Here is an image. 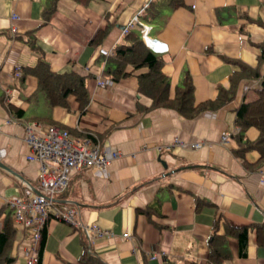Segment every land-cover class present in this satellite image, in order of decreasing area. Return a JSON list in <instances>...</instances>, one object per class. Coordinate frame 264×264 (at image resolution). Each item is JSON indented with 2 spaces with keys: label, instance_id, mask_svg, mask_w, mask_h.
Returning a JSON list of instances; mask_svg holds the SVG:
<instances>
[{
  "label": "crops",
  "instance_id": "0c3cea01",
  "mask_svg": "<svg viewBox=\"0 0 264 264\" xmlns=\"http://www.w3.org/2000/svg\"><path fill=\"white\" fill-rule=\"evenodd\" d=\"M54 1L0 0V161L21 176L0 168V208L24 196L27 186L44 192L40 163L28 159L25 125H54L78 138L96 136L102 147L120 153L105 171L73 172L67 191L56 199L72 205L83 224L111 233L89 244L99 259L94 264H210L209 242L214 230L226 234V224L249 227L248 246L241 258L238 238L227 236L231 258L223 264H264V162L254 149L243 157L236 153L241 147L236 109L257 98L264 76V60L259 66L264 0H184L186 6L175 10L164 0H56L55 6ZM151 1L163 4L161 17L147 25L150 36L167 45L160 55L171 97L187 70L195 104L215 100L242 72L226 58L258 66L260 77L244 76L232 101L193 118L171 108L139 110L138 105L152 103L138 93L136 74L147 69L101 86L109 80L106 58L127 43L124 29L141 11L143 19ZM30 35L36 48L29 44ZM41 59L55 73L87 77L85 114L74 96L68 97V108L52 106L38 91L36 76L15 77V68H33ZM224 135H229L226 143ZM259 135L250 127L245 140L254 142ZM177 141L184 145L176 146ZM199 142L201 147H192ZM2 223L3 218L0 228ZM15 229L12 264H32L35 244L25 230ZM84 237L81 229L50 215L42 264H81Z\"/></svg>",
  "mask_w": 264,
  "mask_h": 264
},
{
  "label": "trees",
  "instance_id": "16d2710c",
  "mask_svg": "<svg viewBox=\"0 0 264 264\" xmlns=\"http://www.w3.org/2000/svg\"><path fill=\"white\" fill-rule=\"evenodd\" d=\"M54 1V6H55ZM165 6L170 10H175L185 7L184 0H164ZM163 2V3H164ZM163 4H156L151 1L145 8V14L141 20L144 24H152L156 22L162 14ZM225 10V9H224ZM216 13L222 23V10L217 9ZM264 27V24H262ZM108 30L99 33L94 40V44H98L105 37ZM29 40V44L35 47L34 39ZM127 43L118 45L114 48L107 60V68L104 70V76L112 82H119L123 78L133 75L136 71L147 69L145 72L136 74L138 80V93L151 99L152 103L149 107L138 105L139 110L146 112L157 108H171L177 110L181 115L193 118L200 113L208 110H215L223 105L229 103L234 99L236 89L241 78H259V67L249 68L239 61L226 58L228 62H233L239 65L242 72L231 80V86L227 90L220 89L219 95L215 100L206 101L200 104H195L194 84L193 78L189 71H185L182 76L181 83L176 86L175 95L171 97L170 89L171 82L168 76L163 73L164 60L160 54H155L149 50L143 40L142 28L138 27L130 30L126 34ZM262 49V55L259 59V66L264 60V41L259 44ZM133 69L130 71L128 67ZM32 74L38 79V91L46 93L47 99L52 106H62L68 108V97L74 96L79 102L82 114H85L90 103V95L87 88V77L82 76L76 72L69 73H55L51 71L49 63L41 59L33 68H26L22 73V80L26 75ZM257 98L253 101L243 102L236 109V124L240 127V132L236 138L241 147L236 151L237 155L243 157L248 150H257L260 155V162H264V76L262 77V84L256 90ZM11 110L22 117V112L10 106ZM250 127H255L260 135L254 142L245 140V132ZM91 138L93 142H99L98 137L88 135L86 138ZM67 191V190H66ZM65 193V192H63ZM61 193L59 198H61ZM56 206H66L68 204L56 201ZM72 207V205H69ZM14 210L8 205L0 208V219L3 218L2 227L0 228V264H12L15 258L11 256V250L16 237V229L13 225ZM53 215V214H50ZM4 216V217H3ZM218 227V226H216ZM248 231L249 227H235L226 224V234L217 235L216 231L209 242L208 262L210 264H223L226 260L231 258V252L227 244V236H234L239 241V255L241 258L247 256L248 246ZM84 233V232H83ZM85 235V252L81 259V264H94L99 262L96 254L92 251L87 235ZM47 238V223L42 228V239L39 244L36 264H42V254ZM183 264H197V262H187Z\"/></svg>",
  "mask_w": 264,
  "mask_h": 264
},
{
  "label": "built area",
  "instance_id": "2783aa9c",
  "mask_svg": "<svg viewBox=\"0 0 264 264\" xmlns=\"http://www.w3.org/2000/svg\"><path fill=\"white\" fill-rule=\"evenodd\" d=\"M143 11L135 17L128 27L124 29L127 34L139 25L142 28L143 40L149 50L155 54L167 51V45L150 36L151 26L144 24L140 17ZM22 69L15 68V77L22 78ZM112 81H101V86H106ZM25 142L30 148L28 159L38 161L39 183L44 190L36 193L29 186L25 187L24 196H15L6 201L14 210L13 225L15 228L25 230L31 237L35 247L31 256V263L36 264L39 244L42 239V228L46 225L50 214L56 218L81 229L88 237L91 244L94 239L109 236L108 230L101 229L97 224H83L77 218V210L69 206H56L57 195L64 192L70 182L73 172L84 169L107 170L112 160L118 158L120 153L108 147H102L99 142L91 138L82 139L75 137L68 130L54 125L42 126L36 122L25 125ZM229 141V135L222 137V142ZM176 146L184 144L177 141ZM203 145L202 142L192 144L193 148Z\"/></svg>",
  "mask_w": 264,
  "mask_h": 264
},
{
  "label": "water",
  "instance_id": "95a60500",
  "mask_svg": "<svg viewBox=\"0 0 264 264\" xmlns=\"http://www.w3.org/2000/svg\"><path fill=\"white\" fill-rule=\"evenodd\" d=\"M0 168H2L3 170L21 178L20 174H18L17 172H15L13 169H11L9 166H7L5 163H3L2 161H0ZM29 185V184H28ZM36 193H40L37 190H34Z\"/></svg>",
  "mask_w": 264,
  "mask_h": 264
},
{
  "label": "rangeland",
  "instance_id": "374dc122",
  "mask_svg": "<svg viewBox=\"0 0 264 264\" xmlns=\"http://www.w3.org/2000/svg\"><path fill=\"white\" fill-rule=\"evenodd\" d=\"M109 80H110V79H109ZM110 84H111V83H110ZM110 84H109V85H110ZM39 187H40V189H42V187H41L40 183H39ZM42 190H43V189H42Z\"/></svg>",
  "mask_w": 264,
  "mask_h": 264
}]
</instances>
